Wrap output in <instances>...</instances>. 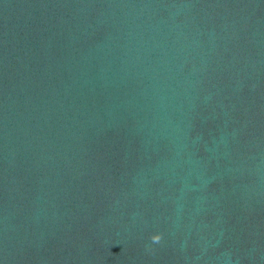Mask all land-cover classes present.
Masks as SVG:
<instances>
[{
    "label": "water",
    "instance_id": "water-1",
    "mask_svg": "<svg viewBox=\"0 0 264 264\" xmlns=\"http://www.w3.org/2000/svg\"><path fill=\"white\" fill-rule=\"evenodd\" d=\"M0 264H264V0H0Z\"/></svg>",
    "mask_w": 264,
    "mask_h": 264
},
{
    "label": "clouds",
    "instance_id": "clouds-1",
    "mask_svg": "<svg viewBox=\"0 0 264 264\" xmlns=\"http://www.w3.org/2000/svg\"><path fill=\"white\" fill-rule=\"evenodd\" d=\"M150 239L152 242L158 243L161 240V235L159 233L153 234Z\"/></svg>",
    "mask_w": 264,
    "mask_h": 264
}]
</instances>
